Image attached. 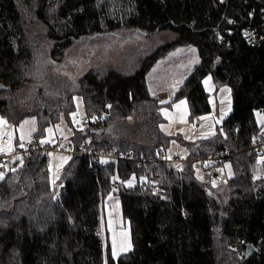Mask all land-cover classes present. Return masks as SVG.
<instances>
[{"label":"trees","instance_id":"trees-1","mask_svg":"<svg viewBox=\"0 0 264 264\" xmlns=\"http://www.w3.org/2000/svg\"><path fill=\"white\" fill-rule=\"evenodd\" d=\"M263 1L0 0V115L14 126L36 118L37 142L65 120L74 147L89 152L153 157L160 148L174 152L177 141L190 157L231 155L226 183L203 182L190 163L160 165L158 192L128 162L103 168L70 155L53 186L49 159L27 158L0 181V264H264V162L255 179L251 154L264 135L255 116L264 113ZM249 31L255 42L244 37ZM186 46L197 48L200 61L174 101H188L190 123L211 110L207 76L232 96L216 134L192 145L162 131L161 104L146 83L158 60ZM105 49L119 51L123 69L100 63L79 74L81 62ZM77 96L92 125L84 132L70 117ZM97 119L103 125L94 126ZM112 193L133 246L117 259L107 224L104 238L98 233Z\"/></svg>","mask_w":264,"mask_h":264},{"label":"rangeland","instance_id":"rangeland-1","mask_svg":"<svg viewBox=\"0 0 264 264\" xmlns=\"http://www.w3.org/2000/svg\"><path fill=\"white\" fill-rule=\"evenodd\" d=\"M162 42H165L163 37H160ZM194 50V51H193ZM81 56H76L71 61L77 62ZM119 58V51L117 50H103L102 54H97L96 59L91 62H81L79 68V74L88 68L96 67L102 63L103 68L123 69L121 60ZM199 56L197 48L194 46H186L176 49L170 52L164 58L157 61L146 76V83L150 92L159 98L161 103L168 101L169 95L173 90L177 89L187 78L190 76L192 70L199 64ZM99 64V65H98ZM210 77V79H208ZM208 79V83L204 81ZM203 86L206 92L209 94V103L211 110L209 113L197 117L189 125L179 128L178 132L182 134L183 139L189 145H192L198 140L208 139L214 136L218 127L222 124L223 120L230 114L232 110V96L228 86L218 87L212 75L207 76L203 80ZM223 89V90H222ZM75 111L71 114V122L74 129L81 130L83 124L88 121L84 103L81 97L77 96L74 99ZM21 105L29 107V102H22ZM224 115L221 118V112ZM257 124L262 127L264 132V113L257 111L255 113ZM6 121L4 124H0V154H10L15 148L16 144L25 145V143L36 136L37 132V120L33 117L24 119L18 126H14L9 123L8 119L0 115ZM27 121V123H25ZM131 122V121H130ZM71 125L65 120L53 127H49L46 130L45 136L40 138L41 143H54L59 137L69 139L73 136V130L70 129ZM162 131L169 135H175L177 132L172 130L173 125L165 123L161 125ZM49 129L51 131H49ZM116 129V128H115ZM170 129V131L168 130ZM118 132L114 130L113 134ZM17 140V141H16ZM173 153L180 156H187V150L185 146L180 145L175 141L171 147ZM69 154H60L55 158V162L50 161V173L52 184L57 181L58 176L69 159ZM264 160L262 158H255L253 164L255 166V179L262 177L261 165ZM226 169V173H227ZM199 179L200 173L195 172ZM5 175V173H3ZM228 174V173H227ZM1 181V180H0ZM216 184V183H215ZM56 189V187H55ZM102 219V231L99 233L101 238H104L107 229L109 231L110 240L113 239L117 242L125 241V236L129 238L130 235V223L125 219L121 208V200L118 194H110L104 201L101 210ZM112 242V241H111ZM122 245V243H121ZM121 245L118 246L117 254H124L120 251ZM106 246V244H105ZM127 253V252H126Z\"/></svg>","mask_w":264,"mask_h":264},{"label":"built area","instance_id":"built-area-1","mask_svg":"<svg viewBox=\"0 0 264 264\" xmlns=\"http://www.w3.org/2000/svg\"><path fill=\"white\" fill-rule=\"evenodd\" d=\"M245 33H248V35H245ZM244 37L248 40L256 41L253 32H244ZM92 124H94V126H101L103 125V121L102 119H97L93 121ZM91 127V122L87 121L83 124L82 131L84 132ZM60 154H78L80 156H85L92 161L94 166H102L103 168H106L111 163L117 164L121 161L134 164L137 168L144 171V179L147 181L148 188L153 192L159 191L154 179L160 177V174L156 171L160 165H172L175 168H179L184 164L190 163L194 171L200 173L203 182L226 183L228 178L224 169V160L231 156L223 151L217 155L182 157L164 148L158 149L153 157H147L134 151L123 152L118 150H107L103 152H89L83 148L76 149L72 143V137L69 139L59 137L54 143H41L32 138L28 140L24 146L16 148L12 153L0 154V172L6 173L19 170L24 165L27 158L36 156L40 163H42L45 158L54 163L56 156ZM251 154L255 155L256 158H262L264 160V135L256 139L252 145ZM63 188V184L57 186L60 192ZM113 190H117L116 185L113 186ZM101 231L102 228L99 227L98 233Z\"/></svg>","mask_w":264,"mask_h":264},{"label":"crops","instance_id":"crops-1","mask_svg":"<svg viewBox=\"0 0 264 264\" xmlns=\"http://www.w3.org/2000/svg\"><path fill=\"white\" fill-rule=\"evenodd\" d=\"M184 83V82H183ZM182 83V84H183ZM181 84V85H182ZM180 85V86H181ZM148 86V85H147ZM179 86V87H180ZM178 87V88H179ZM175 89L172 91V93L169 95V98H168V101H165V103H161L160 101V104H161V115L162 117L164 118L165 120V123H168V124H171L173 125V128L172 130L176 131L177 134H180L178 132L179 128H182V127H185L187 125H189L190 121H189V117H190V109H189V104H188V101L183 98V99H179V100H175L174 101V96H175V93L176 91L178 90ZM150 91V90H149ZM152 94V93H151ZM154 95V94H153ZM156 96V95H155ZM157 97V96H156ZM158 98V97H157ZM159 100V98H158ZM183 102V103H181ZM164 123V124H165ZM162 128V127H161ZM170 131V129H168ZM169 135V134H168ZM182 135V134H180ZM131 184H133V182H131ZM130 235H131V229H130ZM125 241H122V242H117L115 241L116 245H121L122 244H126V243H130L131 244V250H132V238L131 236L129 238H127L125 236ZM111 246L113 248V239H111ZM122 246V245H121ZM117 250H118V246H116ZM131 250L127 251L130 252ZM124 254H126V252H124ZM120 255H123V254H120ZM119 255V256H120ZM118 254L115 256V258L117 259L118 257Z\"/></svg>","mask_w":264,"mask_h":264},{"label":"snow or ice","instance_id":"snow-or-ice-1","mask_svg":"<svg viewBox=\"0 0 264 264\" xmlns=\"http://www.w3.org/2000/svg\"><path fill=\"white\" fill-rule=\"evenodd\" d=\"M221 2H223V0H221ZM229 23H231V21H229ZM245 35H248V33H245ZM208 79H210V77ZM208 79H206L204 81L205 84L208 83ZM228 91L230 92L231 89H228ZM181 103H183V102H181ZM109 107H111V106L109 105ZM223 115H224V113L222 111L221 112V118L223 117ZM4 123H6V121H4V119L2 117H0V124H4ZM25 123H27V121H25ZM49 131H51V130L49 129ZM21 146H23V145H21ZM3 178H4V174L2 172H0V180H2ZM128 184H129V186H132L131 181H129ZM129 250H131V244L130 243L122 244L120 251L127 252ZM116 255H117V248H116V243L114 240L113 241V248H112V256L115 257Z\"/></svg>","mask_w":264,"mask_h":264},{"label":"water","instance_id":"water-1","mask_svg":"<svg viewBox=\"0 0 264 264\" xmlns=\"http://www.w3.org/2000/svg\"><path fill=\"white\" fill-rule=\"evenodd\" d=\"M4 88H5V86L2 85V84H0V91L4 90ZM253 252H254V251H253L252 247L249 245V246H248V256L252 255Z\"/></svg>","mask_w":264,"mask_h":264},{"label":"bare ground","instance_id":"bare-ground-1","mask_svg":"<svg viewBox=\"0 0 264 264\" xmlns=\"http://www.w3.org/2000/svg\"><path fill=\"white\" fill-rule=\"evenodd\" d=\"M179 172V171H178Z\"/></svg>","mask_w":264,"mask_h":264}]
</instances>
